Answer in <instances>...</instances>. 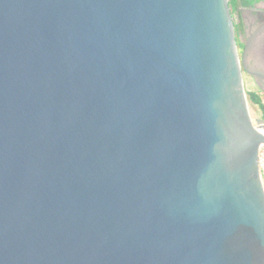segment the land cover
<instances>
[{
  "label": "water",
  "instance_id": "water-1",
  "mask_svg": "<svg viewBox=\"0 0 264 264\" xmlns=\"http://www.w3.org/2000/svg\"><path fill=\"white\" fill-rule=\"evenodd\" d=\"M255 119L229 0H0V264H264Z\"/></svg>",
  "mask_w": 264,
  "mask_h": 264
},
{
  "label": "flooded vegetation",
  "instance_id": "flooded-vegetation-1",
  "mask_svg": "<svg viewBox=\"0 0 264 264\" xmlns=\"http://www.w3.org/2000/svg\"><path fill=\"white\" fill-rule=\"evenodd\" d=\"M263 4L261 8L260 5ZM251 8L250 10H247ZM247 10L246 12H244ZM240 23L235 22L236 24H241V30L236 31V40L241 44V51L239 50V56L242 61V72L244 82L249 78L250 85L254 88L250 92L258 94L261 98L264 96V0H260L255 3L252 7H240ZM257 34L256 40L251 48V51L248 53V62L247 68L245 69L243 65V54L245 46L251 40L252 36ZM262 41V42H261ZM254 73V75H251ZM260 110V109H259ZM260 118L264 119V113L260 111ZM258 119V118H257ZM255 119V120H257ZM256 122V121H254Z\"/></svg>",
  "mask_w": 264,
  "mask_h": 264
},
{
  "label": "trees",
  "instance_id": "trees-1",
  "mask_svg": "<svg viewBox=\"0 0 264 264\" xmlns=\"http://www.w3.org/2000/svg\"><path fill=\"white\" fill-rule=\"evenodd\" d=\"M259 1L260 0H229V5H230V8H231V5H233L234 9L238 10L240 6L252 7L254 6L255 3ZM235 28H236V31L239 32L241 30V24L240 25L236 24ZM248 96H249L250 101L256 104L259 107L260 111L264 113V102L262 98L254 92L248 93Z\"/></svg>",
  "mask_w": 264,
  "mask_h": 264
},
{
  "label": "rangeland",
  "instance_id": "rangeland-1",
  "mask_svg": "<svg viewBox=\"0 0 264 264\" xmlns=\"http://www.w3.org/2000/svg\"><path fill=\"white\" fill-rule=\"evenodd\" d=\"M258 5H260L261 6V8L263 7V4H258ZM251 8H249V9H247V10H250ZM247 10H245L244 12H246ZM231 13H232V15H233V18H234V23L235 22H239L240 23V15L238 14V10H235L234 9V6L233 5H231ZM237 46H238V49H240V51H241V44L238 42V44H237ZM249 78H247V81H245L244 82V85H245V91H246V94H247V98H248V103H249V105H250V108H251V110H252V112H253V114H254V116H255V118L257 119V118H260V110H259V107L256 105V104H254V103H252L251 101H250V99H249V96H248V93H250V90L251 89H254L251 85H250V82H249ZM262 100H263V102H264V96H262Z\"/></svg>",
  "mask_w": 264,
  "mask_h": 264
},
{
  "label": "built area",
  "instance_id": "built-area-1",
  "mask_svg": "<svg viewBox=\"0 0 264 264\" xmlns=\"http://www.w3.org/2000/svg\"><path fill=\"white\" fill-rule=\"evenodd\" d=\"M258 164H259V171L261 175L262 184L264 187V144H262L259 149Z\"/></svg>",
  "mask_w": 264,
  "mask_h": 264
},
{
  "label": "crops",
  "instance_id": "crops-1",
  "mask_svg": "<svg viewBox=\"0 0 264 264\" xmlns=\"http://www.w3.org/2000/svg\"><path fill=\"white\" fill-rule=\"evenodd\" d=\"M241 7V6H240ZM240 7L238 8V13H240L239 11H240Z\"/></svg>",
  "mask_w": 264,
  "mask_h": 264
},
{
  "label": "bare ground",
  "instance_id": "bare-ground-1",
  "mask_svg": "<svg viewBox=\"0 0 264 264\" xmlns=\"http://www.w3.org/2000/svg\"><path fill=\"white\" fill-rule=\"evenodd\" d=\"M262 42V41H261Z\"/></svg>",
  "mask_w": 264,
  "mask_h": 264
}]
</instances>
